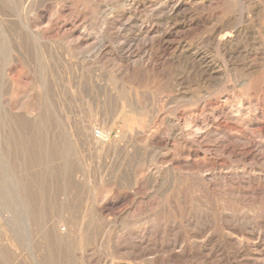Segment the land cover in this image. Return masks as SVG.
I'll return each mask as SVG.
<instances>
[{"label": "rangeland", "instance_id": "obj_1", "mask_svg": "<svg viewBox=\"0 0 264 264\" xmlns=\"http://www.w3.org/2000/svg\"><path fill=\"white\" fill-rule=\"evenodd\" d=\"M125 1L0 0V264H264V0Z\"/></svg>", "mask_w": 264, "mask_h": 264}, {"label": "bare ground", "instance_id": "obj_2", "mask_svg": "<svg viewBox=\"0 0 264 264\" xmlns=\"http://www.w3.org/2000/svg\"><path fill=\"white\" fill-rule=\"evenodd\" d=\"M125 1V0H124ZM127 1V0H126ZM125 1V4H124V6L126 5V3H128V2H126ZM129 1H136V0H129ZM140 1V0H139ZM225 1V0H224ZM135 3V2H134ZM140 3V2H139ZM138 3V4H139ZM133 4V3H132ZM134 5V4H133ZM131 6V5H130ZM139 6V5H138ZM131 9H133V7L131 8ZM136 9V8H135ZM130 10V9H129ZM132 11V10H131ZM134 11V10H133ZM135 12V11H134ZM133 12V13H134ZM36 13V12H35ZM31 14V13H30ZM124 14V13H123ZM34 15V14H33ZM29 16V15H28ZM36 16V15H35ZM107 23V22H106ZM48 26V25H47ZM81 26V25H80ZM70 28V27H69ZM71 29V28H70ZM72 29H73V27H72ZM54 30V29H53ZM103 31V30H102ZM70 32H71V30H70ZM69 32V33H70ZM73 32V31H72ZM105 32V31H104ZM104 34V33H103ZM77 35V34H76ZM66 37V36H65ZM67 37H69V36H67ZM79 37V36H78ZM77 37V38H78ZM81 37V36H80ZM70 38H72V37H70ZM69 38V39H70ZM81 39H82V37H81ZM85 39V38H84ZM66 40V39H65ZM78 40V39H77ZM71 41H72V39H71ZM73 42V41H72ZM75 42V41H74ZM80 41H78V43H79ZM73 44V43H72ZM77 45V44H76ZM240 55V54H239ZM86 58V57H85ZM50 61V60H49ZM34 62V61H33ZM24 64V63H23ZM108 65V64H107ZM204 70V69H203ZM209 73V72H208ZM19 79V78H18ZM14 82H13V84H15L16 82H15V80H13ZM18 84H16V86H17ZM30 85V84H29ZM18 88V87H17ZM16 87H15V89H17ZM28 89V88H27ZM27 89H25V91L27 90ZM19 91V90H18ZM15 92V91H14ZM29 92H30V90H29ZM16 93V92H15ZM19 93V92H18ZM207 93V92H206ZM26 95V94H25ZM230 97L232 96V95H229ZM13 97H15V96H13ZM27 97V96H26ZM226 97V96H225ZM238 97H239V95H238ZM16 98H14V100H15ZM30 99V98H29ZM32 99V98H31ZM190 99V98H189ZM201 99V98H200ZM233 99H235V98H233ZM11 100V99H10ZM204 100V99H203ZM224 101V100H223ZM242 101V100H241ZM249 102V101H248ZM15 103H17V102H15ZM15 103H13V104H15ZM241 103V102H240ZM243 104V103H242ZM20 105V104H19ZM18 105V106H19ZM233 105V104H232ZM252 105V104H251ZM8 106V105H7ZM15 106V105H14ZM237 106V105H236ZM249 106V105H248ZM11 108V107H10ZM14 108V107H13ZM20 109H21V107H19ZM233 108H234V106H233ZM251 108V107H250ZM231 109V108H230ZM235 109V108H234ZM237 109V108H236ZM15 110H16V108H15ZM28 110V109H27ZM220 110V109H219ZM222 110V109H221ZM249 110V109H248ZM252 110H254V109H252ZM251 110V111H252ZM223 111V110H222ZM242 111V110H241ZM31 112V111H30ZM236 112H238V111H236ZM28 114V113H27ZM237 114V113H236ZM240 114V113H239ZM245 114V113H244ZM32 115V114H31ZM247 115V114H246ZM250 115V114H249ZM205 116V115H204ZM223 116H224V114H223ZM225 116H226V114H225ZM224 116V117H225ZM235 116V115H234ZM248 116V115H247ZM160 117V116H159ZM158 117V118H159ZM211 116H209V118H210ZM214 117H216V118H218L217 116H214ZM221 117V116H220ZM227 117V116H226ZM249 117V116H248ZM84 118V117H83ZM196 118V117H195ZM208 118V119H209ZM212 118V117H211ZM215 118V119H216ZM232 118V117H231ZM197 119V118H196ZM242 119H245V118H242ZM185 120V119H184ZM210 120V119H209ZM212 120H213V118H212ZM232 120V119H231ZM148 121V120H147ZM190 121V123H188L189 125H188V127L186 128V129H188L189 131L190 130H192L194 127H196V125H194L195 123H191V120H189ZM188 121V122H189ZM206 121V120H205ZM225 121V120H224ZM145 122V121H144ZM227 123H228V121H226ZM180 123V122H179ZM178 123V124H179ZM185 123V122H184ZM231 123V122H230ZM240 123H241V121H240ZM145 124V123H144ZM173 124V123H172ZM175 124V123H174ZM186 124V123H185ZM184 124V125H185ZM212 124V123H211ZM180 125V124H179ZM179 125H178V127H179ZM181 125H182V123H181ZM180 125V126H181ZM197 125H199V124H197ZM206 125V124H205ZM214 125L215 126H219V125H221V124H219L218 122H214ZM222 125H224L223 123H222ZM231 125V124H230ZM91 126V125H90ZM208 126H209V124H208ZM238 126H239V123H238ZM240 126H242V125H240ZM84 127V126H83ZM174 127L175 126H173V129H174ZM186 127V126H185ZM199 127V126H198ZM206 127V126H205ZM212 127V126H211ZM220 127V126H219ZM218 127V128H219ZM223 127V126H222ZM225 127V126H224ZM229 127V126H228ZM262 127V126H261ZM91 128V127H90ZM176 128V127H175ZM183 128V127H182ZM203 128V127H202ZM201 128V129H202ZM86 129V128H85ZM98 129V128H97ZM199 129V128H198ZM220 129V128H219ZM242 129V128H241ZM248 129V128H247ZM87 130H88V128H87ZM91 130H92V128H91ZM90 130V131H91ZM95 130V129H94ZM180 131H182L181 130V128L179 129ZM194 130V129H193ZM204 130H205V128H204ZM214 130V129H213ZM215 130H218V129H215ZM224 130V129H223ZM236 130V129H235ZM234 130V131H235ZM239 130V129H238ZM85 131V130H84ZM93 131V130H92ZM102 131V130H101ZM151 131V130H150ZM183 131H185V130H183ZM203 131V130H202ZM237 131V130H236ZM86 132V131H85ZM96 132V131H95ZM103 132V131H102ZM159 132V131H158ZM177 132H179V131H177ZM200 132V131H199ZM205 132V131H204ZM209 132V131H208ZM222 132V131H221ZM241 132V131H240ZM244 132V131H243ZM252 132V131H251ZM262 134H263V136H264V127L262 128ZM87 133V132H86ZM85 133V134H86ZM104 133V132H103ZM182 134H183V132H181ZM201 133V132H200ZM206 133V132H205ZM215 133L217 134V132L215 131ZM219 133V132H218ZM250 133V132H249ZM249 133L248 132H246V130H245V132L244 133H241V134H243V139H247V138H249ZM260 133V132H259ZM84 134V135H85ZM152 134V133H151ZM189 134V133H188ZM194 134V133H193ZM195 134H196V132H195ZM199 134V133H198ZM208 134V133H207ZM212 134V133H211ZM235 134V133H234ZM233 134V135H234ZM238 134V133H237ZM256 134V133H255ZM96 135V134H95ZM150 135V134H149ZM181 135V134H180ZM184 135V134H183ZM183 135H182V137H183ZM210 135V134H209ZM222 135V134H221ZM232 134H231V132H230V136H231ZM90 136V135H89ZM88 136V137H89ZM105 136H107L108 137V134L107 133H105ZM186 136H188V135H186ZM225 136V135H224ZM223 136V137H224ZM229 136V135H228ZM229 136V137H230ZM253 136V135H252ZM63 137V136H62ZM87 137V136H86ZM106 137V138H107ZM201 137V136H200ZM233 137V136H232ZM235 137V136H234ZM262 137V136H261ZM106 138H104V139H97L96 140V143L97 144H99V143H101V142H104L105 141V139ZM225 138H226V136H225ZM240 138V137H239ZM255 138V137H254ZM93 139H94V137H93ZM228 139V138H227ZM227 139H224V140H227ZM232 139V138H231ZM233 139H235V138H233ZM253 139V138H252ZM256 139V138H255ZM262 139V138H261ZM203 140V139H202ZM239 140V139H238ZM241 140V139H240ZM239 140V141H240ZM257 140V139H256ZM263 140V139H262ZM261 140V141H262ZM93 141V140H92ZM229 141V140H228ZM231 141V140H230ZM241 141H243V140H241ZM241 141H240V143H241ZM259 141H260V137H259ZM43 142V141H42ZM193 142V141H192ZM198 142V141H197ZM226 142V141H225ZM244 142V141H243ZM91 143V142H90ZM93 143V142H92ZM91 143V144H92ZM95 143V144H96ZM106 143V142H105ZM230 143V142H229ZM232 143V142H231ZM251 143H252V141H251ZM110 144V143H109ZM193 144V143H192ZM256 144V143H255ZM259 144V143H258ZM103 145V144H102ZM101 145V146H102ZM175 145H176V143H175ZM254 145V144H253ZM257 145V144H256ZM261 145V144H260ZM189 146V145H188ZM223 146H225V145H223ZM233 146V145H232ZM243 146V145H242ZM94 147V146H93ZM96 147V146H95ZM190 147V146H189ZM191 147H193V145L191 146ZM258 147V146H257ZM98 148H99V146H98ZM104 148V147H103ZM176 148V147H175ZM247 148V147H246ZM102 149V148H101ZM103 150V149H102ZM190 150H192L191 148H190ZM232 150H234L233 148H232ZM245 150V149H244ZM258 150V149H257ZM104 151V150H103ZM186 151V150H185ZM189 151V150H188ZM203 151H205V152H207L206 150H203ZM253 151V150H252ZM196 152V151H195ZM243 153L245 152V151H242ZM256 152V151H255ZM254 152V153H255ZM235 153V152H234ZM260 153V152H259ZM190 154V153H189ZM192 154V153H191ZM194 154V153H193ZM198 154V153H197ZM247 154V153H246ZM249 154V153H248ZM196 155V154H195ZM190 156V155H189ZM188 156V158L190 159V157H192V156H190L189 157ZM249 156V155H248ZM186 157H187V155H186ZM247 157V156H246ZM197 158V157H196ZM243 158V157H242ZM197 160V159H196ZM195 160V161H196ZM256 160V159H255ZM217 163H215V165H216ZM168 165V164H167ZM223 167V166H222ZM258 170V169H257ZM150 171H151V169H150ZM206 171V170H205ZM202 173V172H201ZM203 177V176H202ZM201 177V178H202ZM147 178V177H146ZM205 178V177H204ZM261 181V180H260ZM233 190V189H232ZM199 198V197H198ZM205 199V198H204ZM29 206V205H28ZM174 207V206H173ZM32 210L33 209H28V212H27V222L30 224V226H31V223H32ZM190 210V209H189ZM4 211V212H3ZM34 211V210H33ZM230 211V210H229ZM0 213H1V228H0V245H1V243L4 241V240H6V239H8V236L10 235V233H11V230H12V222H13V220H12V216H11V214H10V212H9V209H8V207L2 202V201H0ZM4 213H5V216H4ZM2 216H3V218H2ZM178 222V221H177ZM229 225V224H228ZM243 240V239H242ZM256 244V243H255ZM241 245V244H240ZM239 247V246H238ZM260 249V248H259ZM258 250V249H257ZM183 252V251H182ZM246 253V252H245Z\"/></svg>", "mask_w": 264, "mask_h": 264}, {"label": "built area", "instance_id": "obj_3", "mask_svg": "<svg viewBox=\"0 0 264 264\" xmlns=\"http://www.w3.org/2000/svg\"><path fill=\"white\" fill-rule=\"evenodd\" d=\"M95 133L98 138L104 139L107 137L100 129H97ZM0 228H1V213H0Z\"/></svg>", "mask_w": 264, "mask_h": 264}]
</instances>
